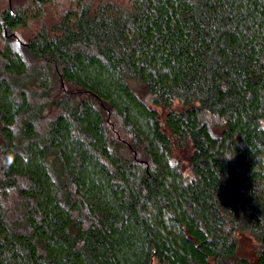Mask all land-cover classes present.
<instances>
[{
	"label": "trees",
	"instance_id": "trees-1",
	"mask_svg": "<svg viewBox=\"0 0 264 264\" xmlns=\"http://www.w3.org/2000/svg\"><path fill=\"white\" fill-rule=\"evenodd\" d=\"M27 47L0 49V264H264V0H74Z\"/></svg>",
	"mask_w": 264,
	"mask_h": 264
},
{
	"label": "rangeland",
	"instance_id": "rangeland-1",
	"mask_svg": "<svg viewBox=\"0 0 264 264\" xmlns=\"http://www.w3.org/2000/svg\"><path fill=\"white\" fill-rule=\"evenodd\" d=\"M95 6L105 0H86ZM124 1V0H111ZM74 4V0H52L38 6L32 0H0V11L6 8L21 7L28 10V17L25 24L15 29L3 26L0 21V49L9 44L12 49L21 56H27L28 41L42 28H51L58 22L62 13ZM160 109V108H159ZM252 244L247 238L240 239L238 255L251 258Z\"/></svg>",
	"mask_w": 264,
	"mask_h": 264
}]
</instances>
